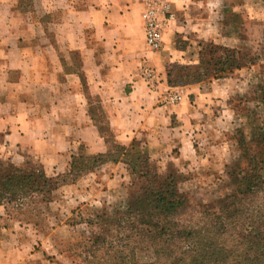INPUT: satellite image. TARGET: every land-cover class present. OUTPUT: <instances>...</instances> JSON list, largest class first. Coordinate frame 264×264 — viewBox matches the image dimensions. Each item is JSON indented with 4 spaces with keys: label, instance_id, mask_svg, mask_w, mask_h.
I'll use <instances>...</instances> for the list:
<instances>
[{
    "label": "crops",
    "instance_id": "crops-1",
    "mask_svg": "<svg viewBox=\"0 0 264 264\" xmlns=\"http://www.w3.org/2000/svg\"><path fill=\"white\" fill-rule=\"evenodd\" d=\"M156 1L0 0V158L17 165L34 158L55 176L81 146L89 155L107 153L98 106L119 144L142 141L153 155L173 148L180 158L192 154L195 116L233 90L218 80L205 92L187 88H198L194 104L188 94L180 104L163 103L168 92L180 91L168 84L167 69L183 59L174 36L186 25L171 24L163 49L150 52L142 15ZM161 1L179 21L201 3ZM146 62L157 73L149 84L140 76ZM30 227L0 207V264H46L34 257L41 236Z\"/></svg>",
    "mask_w": 264,
    "mask_h": 264
},
{
    "label": "rangeland",
    "instance_id": "rangeland-1",
    "mask_svg": "<svg viewBox=\"0 0 264 264\" xmlns=\"http://www.w3.org/2000/svg\"><path fill=\"white\" fill-rule=\"evenodd\" d=\"M199 2L200 5L190 6L188 16L184 15L182 21L176 17L172 23L176 28L186 25V31L174 36L176 48L179 45L181 51H178L184 52V56L168 67L198 66L200 46L204 43L217 47L207 50L205 62L225 59L227 51L233 49L242 56L248 54L259 60L224 79L211 78L175 87L180 88L182 97L188 94L192 104L199 91L194 88L189 94V87H201L205 92L210 84L220 80L233 90L228 99L205 104L202 108L209 111L195 116L199 127L193 135V151L189 157L180 158L179 148L165 150L160 155H153L149 147L144 151L154 173L176 177L178 192L188 204L181 222L189 226V230L208 224V215L216 220L224 213L221 204L224 200L231 204L238 198L242 202L245 196L241 190L245 189L248 176H256V173L264 176V1ZM198 71L188 72L197 76ZM242 138L246 144H242ZM8 162L11 161L0 158V163ZM109 165L112 167L105 173L100 174L101 167L79 178H62L69 185L54 192L50 204L37 206L42 216L23 217L16 205L9 206L16 217L32 225L30 228L41 236L35 248V259L46 264H118L113 256L119 244L135 247L140 262L155 260L152 252L146 250L151 234L150 209L140 208L147 196L144 182L130 174L124 165ZM17 166L42 167L34 158ZM70 170L71 160L64 172L49 176L63 177ZM210 204L215 206L208 213V207L202 205ZM29 261L35 260L30 258Z\"/></svg>",
    "mask_w": 264,
    "mask_h": 264
},
{
    "label": "trees",
    "instance_id": "trees-1",
    "mask_svg": "<svg viewBox=\"0 0 264 264\" xmlns=\"http://www.w3.org/2000/svg\"><path fill=\"white\" fill-rule=\"evenodd\" d=\"M200 48L201 62L198 66L168 67V84L171 87L188 86L211 78L224 79L259 60L250 58L248 54L242 56L241 52L233 49L227 51L225 59L205 62L207 50L217 47L204 43ZM177 50L181 51L179 45ZM193 69L199 70L197 76L188 72ZM94 115L108 144L107 153L87 155L85 147L81 146L72 155L70 173L63 177H50L42 167L33 169L12 162L0 163V207L9 210V206L14 204L23 217L32 214L42 216L37 206L50 204L53 193L61 186L69 185L62 178H79L109 164L124 165L130 174L143 180L146 188L147 196L140 208L150 209L148 216L151 222L148 224L151 234L146 250L152 252L155 260L140 262L135 247L118 244V252L113 256L114 261L118 259V264H264L263 175L256 173V176H248L245 189L241 190L245 196L242 202L238 198L231 204L227 199L224 200L221 202L224 213L216 220L214 216L208 215V224L200 229L189 230V226L181 222L188 204L178 192L176 177L154 173L150 158L144 152L148 149L147 144L140 143L137 146L136 142L129 147L119 144L101 106L94 109ZM241 142L246 144L244 138ZM28 204L32 207L29 208ZM202 206L208 207L207 212L211 213L215 205ZM33 224L38 226L37 222ZM109 259H112L111 255Z\"/></svg>",
    "mask_w": 264,
    "mask_h": 264
},
{
    "label": "built area",
    "instance_id": "built-area-1",
    "mask_svg": "<svg viewBox=\"0 0 264 264\" xmlns=\"http://www.w3.org/2000/svg\"><path fill=\"white\" fill-rule=\"evenodd\" d=\"M147 48L150 52L157 53L164 47V36L167 28L176 21L168 2L161 0L150 5L142 15ZM140 76L146 83L156 80V71L149 63H143L140 68ZM183 100L179 92H168L163 99L166 105H177Z\"/></svg>",
    "mask_w": 264,
    "mask_h": 264
}]
</instances>
